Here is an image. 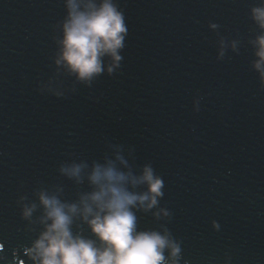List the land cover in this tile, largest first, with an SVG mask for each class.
<instances>
[{
	"label": "water",
	"instance_id": "obj_1",
	"mask_svg": "<svg viewBox=\"0 0 264 264\" xmlns=\"http://www.w3.org/2000/svg\"><path fill=\"white\" fill-rule=\"evenodd\" d=\"M119 3L121 70L71 92L52 61L63 0H0V264H33L38 190L74 200L85 187L61 165L111 158L113 145L162 176L164 196L139 223L170 230L179 264H264V64L254 67L250 12L260 0ZM160 208L170 215L154 217Z\"/></svg>",
	"mask_w": 264,
	"mask_h": 264
},
{
	"label": "clouds",
	"instance_id": "obj_2",
	"mask_svg": "<svg viewBox=\"0 0 264 264\" xmlns=\"http://www.w3.org/2000/svg\"><path fill=\"white\" fill-rule=\"evenodd\" d=\"M64 14L55 22L52 61L68 86L91 88L107 74L122 67L128 27L119 0H63ZM251 19L261 31L251 41L254 67L264 64V0L250 9ZM214 26V25H213ZM264 81V70L260 71ZM55 97H63L53 92ZM112 157L103 160L66 163L59 171L76 185H85L74 200L57 192L38 190L42 229L25 249L33 264H179L182 249L167 227H141L139 212H149L164 196V180L151 163L138 169L123 155L119 145ZM37 208L33 202L22 207L30 218ZM157 219L169 216L164 208L153 212ZM87 226L84 233L80 224ZM213 226H218L214 221ZM167 250V255L165 254Z\"/></svg>",
	"mask_w": 264,
	"mask_h": 264
}]
</instances>
